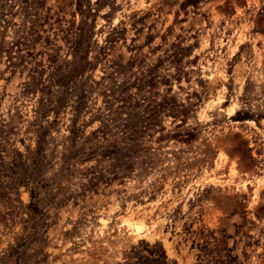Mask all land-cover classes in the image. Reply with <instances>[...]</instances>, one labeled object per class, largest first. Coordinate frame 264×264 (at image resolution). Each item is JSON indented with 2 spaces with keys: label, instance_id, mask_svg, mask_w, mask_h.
<instances>
[{
  "label": "rangeland",
  "instance_id": "rangeland-1",
  "mask_svg": "<svg viewBox=\"0 0 264 264\" xmlns=\"http://www.w3.org/2000/svg\"><path fill=\"white\" fill-rule=\"evenodd\" d=\"M183 1L0 0L5 41L35 21L19 65L0 58V264H264V0ZM86 9L89 56L104 54L87 74L80 124L102 106L109 77L131 80L160 61L161 76L181 69L171 88L193 103L184 128L194 137L154 144L128 177L85 187L74 175L45 187L31 223L21 167H34L38 102L58 95L54 68L71 58L67 39ZM71 115L66 105L54 122L52 112L41 119L53 122L41 184L58 168ZM177 122L164 117L163 132Z\"/></svg>",
  "mask_w": 264,
  "mask_h": 264
},
{
  "label": "trees",
  "instance_id": "trees-1",
  "mask_svg": "<svg viewBox=\"0 0 264 264\" xmlns=\"http://www.w3.org/2000/svg\"><path fill=\"white\" fill-rule=\"evenodd\" d=\"M199 0H185L181 6L194 5ZM81 19L75 31L67 39L71 58L57 64L52 75L53 82L60 88L55 99H45L42 96L38 102V121L35 122L36 147L31 158L32 170L21 167L23 162L17 158L12 164L21 167V184L29 192V202L26 205L28 222H35L39 212L40 193L42 189L74 175L86 180L85 187H93L99 182L128 177L134 170L136 160L152 154L153 145L162 140L172 138L187 142L194 133L184 128L192 112L193 103L183 102L172 93L171 82L181 79V69L177 68L173 75L164 77L158 74L160 61L134 73L131 80L114 83L109 77L100 91L102 106L99 107L89 122L98 121L96 127L85 131L88 123L80 124L86 111V87L88 72L95 68L96 62L103 56L102 48L90 52L94 45L93 24L89 17V9L81 12ZM34 20H31L27 30L11 41L4 40L6 23L0 29V58L5 57L9 66L19 65L23 53L29 47V39L35 31ZM29 36V37H28ZM186 50L189 47L185 48ZM56 58L49 59L55 62ZM134 61V60H133ZM128 62L130 69L134 62ZM31 71L35 72V69ZM33 72L26 85L34 88L37 79ZM110 80V81H109ZM103 84L96 82V84ZM162 87V88H161ZM69 105L71 117L67 126L68 133L62 139V152L56 172L50 183L41 184L35 176V171L41 168L42 151L47 144L48 129L55 121L60 110ZM54 113L53 122L41 123L48 113ZM178 120L176 129L163 132L161 120L164 117ZM37 121V120H36ZM158 133V135H155ZM146 159L142 162H146Z\"/></svg>",
  "mask_w": 264,
  "mask_h": 264
}]
</instances>
